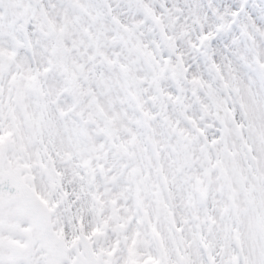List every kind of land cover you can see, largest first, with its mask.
Returning a JSON list of instances; mask_svg holds the SVG:
<instances>
[{
  "label": "snow or ice",
  "instance_id": "snow-or-ice-1",
  "mask_svg": "<svg viewBox=\"0 0 264 264\" xmlns=\"http://www.w3.org/2000/svg\"><path fill=\"white\" fill-rule=\"evenodd\" d=\"M0 264H264V0H0Z\"/></svg>",
  "mask_w": 264,
  "mask_h": 264
}]
</instances>
